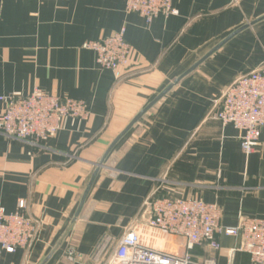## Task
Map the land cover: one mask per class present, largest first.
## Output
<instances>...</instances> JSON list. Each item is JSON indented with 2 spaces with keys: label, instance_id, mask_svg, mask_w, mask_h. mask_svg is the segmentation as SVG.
Instances as JSON below:
<instances>
[{
  "label": "crops",
  "instance_id": "obj_1",
  "mask_svg": "<svg viewBox=\"0 0 264 264\" xmlns=\"http://www.w3.org/2000/svg\"><path fill=\"white\" fill-rule=\"evenodd\" d=\"M125 1L0 0V97L41 89L83 100L89 110L43 148L0 136V207L12 213L22 200L40 224L31 249L2 253L0 264H104L133 227L152 247L181 255L183 237L143 229L150 196L215 203L222 226L264 217V128L260 146L245 155L239 132L207 117L226 85L264 61V0H172L177 14L160 13L150 23L126 12ZM121 29L131 50L116 80L83 44ZM181 76L107 154L66 233L96 163ZM4 109L0 101V115ZM217 239V251L195 245L192 260L251 264L233 251L239 238ZM69 248L80 261L66 257Z\"/></svg>",
  "mask_w": 264,
  "mask_h": 264
},
{
  "label": "built area",
  "instance_id": "obj_2",
  "mask_svg": "<svg viewBox=\"0 0 264 264\" xmlns=\"http://www.w3.org/2000/svg\"><path fill=\"white\" fill-rule=\"evenodd\" d=\"M171 1L126 0L125 10L150 23L160 13L177 14ZM124 34L121 29L103 39L83 44L84 48L94 52L98 66L112 71L116 80L123 77V70L129 65L131 48ZM0 101L5 103L0 115V136L32 149L46 147L68 121L86 119L89 115L83 100L61 98L41 89H34L28 95L3 96ZM207 117L236 129L240 149L245 155L256 150L264 128V61L226 85ZM144 205L149 218L143 229L183 237L185 252L179 255L152 247L144 239L142 230L133 227L123 233L104 264H216L214 258L206 262L194 261L189 251L201 244L217 251L220 248L217 235L220 234L239 238L233 251L247 254L251 264H264V217H241L236 226L229 227L220 224L222 213L215 203L165 195L150 196ZM25 209L22 200L12 213H6L0 207V257L2 253H14L17 249L28 252L36 240L40 224L25 214ZM97 255L98 252L93 258ZM66 257L70 261L81 260V255L71 248Z\"/></svg>",
  "mask_w": 264,
  "mask_h": 264
},
{
  "label": "water",
  "instance_id": "obj_3",
  "mask_svg": "<svg viewBox=\"0 0 264 264\" xmlns=\"http://www.w3.org/2000/svg\"><path fill=\"white\" fill-rule=\"evenodd\" d=\"M264 18V17H263ZM262 18V19H263ZM248 25H244L243 27H241L240 29L234 31L233 33H231L222 43H220L217 47H215V49H213L209 54H211L214 50H216L217 48H219L223 43L227 42L230 38H232L235 34H237L238 32H240L241 30H243L244 28H246ZM206 55V56H208ZM205 58V57H204ZM203 58V59H204ZM203 59H201L197 64H199ZM197 64L193 65L190 69H188L184 74L186 75L187 73H189L193 68H195L197 66ZM182 78L181 77H178L177 79L174 80V82L169 85L164 91H162L155 99H153L146 107H144L133 119L132 121L129 123V125L116 137V139L111 143V145L109 146V148L107 149L106 153L104 154V156L100 159V161L98 163H96V169L95 171L93 172L92 174V177L90 179V182L87 186V189L84 193V195L82 196L80 202H79V205L76 209V212H75V215H74V218L71 222V224L69 225L66 233L71 229V227L73 226L76 218L78 217L81 209H82V206L84 204V201L86 199V196H87V193L89 192L91 186H92V183H93V180L94 178L96 177L97 175V172H98V169L99 167H101L103 165V162H104V159L105 157L107 156V154L110 152V150L113 148V146L116 144V142L159 100L161 99L171 88L174 84H176L180 79Z\"/></svg>",
  "mask_w": 264,
  "mask_h": 264
}]
</instances>
